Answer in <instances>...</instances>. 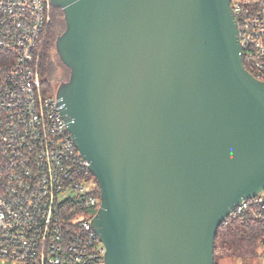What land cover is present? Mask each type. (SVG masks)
Here are the masks:
<instances>
[{
    "label": "water",
    "instance_id": "obj_1",
    "mask_svg": "<svg viewBox=\"0 0 264 264\" xmlns=\"http://www.w3.org/2000/svg\"><path fill=\"white\" fill-rule=\"evenodd\" d=\"M70 70L56 98L100 188L106 264H215L217 231L264 193V81L232 0H51Z\"/></svg>",
    "mask_w": 264,
    "mask_h": 264
},
{
    "label": "built area",
    "instance_id": "obj_2",
    "mask_svg": "<svg viewBox=\"0 0 264 264\" xmlns=\"http://www.w3.org/2000/svg\"><path fill=\"white\" fill-rule=\"evenodd\" d=\"M245 68L264 81V0H232ZM51 0H0V264H106L101 206L40 72ZM229 218L264 225V193ZM264 264V239L261 243Z\"/></svg>",
    "mask_w": 264,
    "mask_h": 264
},
{
    "label": "trees",
    "instance_id": "obj_3",
    "mask_svg": "<svg viewBox=\"0 0 264 264\" xmlns=\"http://www.w3.org/2000/svg\"><path fill=\"white\" fill-rule=\"evenodd\" d=\"M55 12L59 13L58 16L55 15ZM63 15L60 9L53 8L48 35L41 49L40 72L43 85L48 93L55 91L52 83L55 73L52 54L56 47L57 23L61 22L65 27V21L62 20ZM80 172L79 179L92 182L96 194L100 197V188L92 173L88 169ZM263 239V224L250 219L228 218L217 231L215 240V264H220L223 260H242L249 263H252L254 260H259Z\"/></svg>",
    "mask_w": 264,
    "mask_h": 264
},
{
    "label": "rangeland",
    "instance_id": "obj_4",
    "mask_svg": "<svg viewBox=\"0 0 264 264\" xmlns=\"http://www.w3.org/2000/svg\"><path fill=\"white\" fill-rule=\"evenodd\" d=\"M56 16H58V15L56 14ZM62 20H64V15H63ZM63 27L64 26L61 24V22L57 23V28H58L57 29V35H56L57 38L61 34L64 33V31L66 29V24H65V27L64 28ZM52 58H53V65H54V69H55V73L53 76L52 83H53V89L55 90V92H57V89L60 86V84L67 82L69 80L70 71L62 63L59 55L57 54L56 47H55V50L53 51ZM220 264H261V260H254L252 263L244 262L242 260H223L220 262Z\"/></svg>",
    "mask_w": 264,
    "mask_h": 264
},
{
    "label": "flooded vegetation",
    "instance_id": "obj_5",
    "mask_svg": "<svg viewBox=\"0 0 264 264\" xmlns=\"http://www.w3.org/2000/svg\"><path fill=\"white\" fill-rule=\"evenodd\" d=\"M54 9H56V8H54ZM56 14L58 15L59 13H58V12H55V15H56Z\"/></svg>",
    "mask_w": 264,
    "mask_h": 264
}]
</instances>
